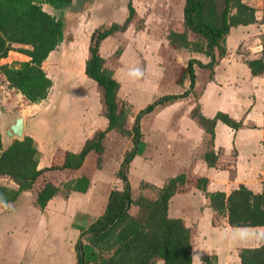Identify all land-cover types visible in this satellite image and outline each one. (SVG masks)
<instances>
[{
    "label": "crops",
    "instance_id": "crops-1",
    "mask_svg": "<svg viewBox=\"0 0 264 264\" xmlns=\"http://www.w3.org/2000/svg\"><path fill=\"white\" fill-rule=\"evenodd\" d=\"M244 2L257 10V22L231 30L226 42L227 54L223 59L216 54L217 61L213 67H207L212 63L207 54L186 49L175 50L174 55L181 57L179 62L183 67H187L192 60L206 66L194 64L197 77L194 86L190 79L185 80L182 85L166 81L165 56L161 60L163 64L160 65L158 61L157 66L166 82H161L160 86H150L145 79L139 78L141 81H136L134 78L143 76L141 73L146 72V60L138 54L129 55L126 52L123 55L122 68L117 73L130 77L131 80H121L116 75L115 78L122 84L119 94L124 92L131 95L135 91V100L129 99V103L133 105L130 116L135 112L139 114L141 110L166 96L181 97L157 106L152 113L141 119V138L135 147L136 155L127 168L134 202L140 197L155 199L158 191L164 188L168 181L190 173L209 179L207 193L229 194L244 185L254 194H263L264 186L259 177L264 174V78L253 76L247 61L260 58L264 52V3L263 0ZM101 3L96 2L94 7L85 6V11L80 12H86L85 15L81 14L84 17L88 15L92 23L99 20L98 15H94L96 11L109 10L114 14V19L101 22H105L101 26L108 27L113 23L126 22L130 4L136 10V16L127 31L110 37L105 41L107 43L110 40L116 41L118 38L114 37L121 34L130 35L136 32L135 36H131L136 44H149L151 40L153 44H163L164 39L170 44V30L180 29L184 25L185 0H109L105 2V7ZM75 6L77 0H74L73 7ZM151 13L155 16L149 20L157 24V29L151 27V30H156L158 36H150L148 30V14ZM140 21L143 23L142 27L137 28ZM91 29L95 31V27ZM159 31L166 33V36L161 37ZM190 39L195 40L191 33ZM126 41L133 44L130 40ZM85 48L87 49V46ZM101 48V55L106 58L108 51L105 52L104 45ZM9 57L10 55L0 62L3 65H11L13 59ZM16 58L21 63L30 60L25 55ZM87 60L83 63L82 71L85 78H88ZM75 74L76 72L72 76L77 78ZM0 77L9 91L4 92L13 95L6 103L5 97L2 100V105L8 108L0 117L3 147L8 149L17 139L10 138L8 134L21 114L24 119L21 140L26 136L34 139L39 151V170L52 167L59 149L79 154L88 140L94 139L109 127L102 93L95 88L93 82H87L82 75V81L87 82L83 91L96 99L95 106L81 107L78 103L79 106L65 116L71 97L61 93L54 81L47 100L34 105L38 107L46 104L43 118L38 119L34 116L39 110H34L33 106L28 107L29 112H18L16 103L18 105L22 95L9 88V83L1 73ZM131 81L136 87L132 92H127L125 82L129 84ZM58 97L62 101L55 103ZM195 111H199L207 120H214L221 113L242 124L239 130H234L221 121H218L215 127L216 153L223 157L237 155L234 172L209 167L205 155L209 149L210 136L195 118ZM115 133L118 134L117 131L107 134L102 155L91 152L79 170L45 171L32 190L17 194L19 186L9 176L0 175V264H78L76 247L83 239V231L105 213L112 191L125 190L126 184L119 177L120 160L116 155L114 159H110L109 141L115 137ZM115 146L112 147L116 152L119 147ZM99 158L103 160L101 168L94 169L93 160L96 159L98 164ZM83 176L89 177L91 181L86 193L65 191L63 186L66 183ZM49 182L60 188V192L42 209L38 204V193ZM143 184L149 185L151 189L143 188ZM129 209L132 216H139V207L133 204ZM169 216L182 220L188 228L195 231L193 264H204V259L212 256H217V264H241V250L264 245V227L213 226L215 212L211 208L210 200L205 192L197 189L175 195L170 201ZM84 243L87 261L89 264H97L99 252L87 241L84 240ZM155 264L165 262L157 260Z\"/></svg>",
    "mask_w": 264,
    "mask_h": 264
},
{
    "label": "trees",
    "instance_id": "trees-1",
    "mask_svg": "<svg viewBox=\"0 0 264 264\" xmlns=\"http://www.w3.org/2000/svg\"><path fill=\"white\" fill-rule=\"evenodd\" d=\"M184 25L172 29L169 34L171 47L176 50L186 49L207 54L213 67L218 56L223 59L227 54V37L234 28L254 25L257 22V10L244 0H185ZM264 3V0H263ZM48 5L55 11L65 12L74 8V0H0V60L11 52H19L30 60L14 66L3 65L1 74L9 83V88L22 95L24 106L39 105L49 97L54 86L53 79L44 69L49 60L65 40L64 16L56 17L44 9ZM129 17L124 24L113 23L109 27L97 29L91 36L90 59L86 63V75L103 89V105L109 127L88 140L79 154L59 149L55 154L52 167L39 170V151L33 138L26 136L14 140L8 149H4L0 131V175L9 176L18 186L19 193L32 190L38 178L45 171L79 170L91 152L102 155L105 151L103 142L111 131L130 135L127 120L130 111L122 104L119 93L121 84L115 78L113 70L106 68V60L101 56V45L110 37L127 31L136 16V10L129 5ZM264 26V4H263ZM190 33L195 40L190 39ZM264 43V33L262 37ZM18 47V48H17ZM121 53V52H120ZM120 53L117 52L119 55ZM174 70L167 73L175 84L182 85L190 79L196 83L194 64L206 67L192 60L187 67L172 63ZM255 77L264 78V52L256 60L247 61ZM180 96H166L142 110L135 122V144L141 138L140 120L152 113L159 105L180 99ZM195 118L210 136L209 149L205 160L209 167L236 170L237 155L223 157L215 151V127L218 121L234 130L242 127L228 115L219 113L214 120H207L195 111ZM135 150L125 160L130 164L135 157ZM102 158L98 159L99 167ZM127 171V170H126ZM126 171L119 177L125 182L124 191H112L105 213L87 230L82 238L99 252L97 264H155L163 260L165 264H193V242L195 231L188 228L180 219L169 216L171 199L177 194H186L193 189L206 193L211 208L215 212L213 226L232 228L264 227V192L254 194L244 185L227 194L223 192L207 193L209 179L193 173L183 174L167 182L151 199L140 197L132 199L131 187ZM264 186V174L260 175ZM91 181L87 176L66 183L63 188L67 193H86ZM143 188L151 187L143 184ZM60 192V188L47 183L38 193V204L45 209L48 203ZM136 205L139 216H132L127 207ZM84 240L76 247L78 264H89L85 253ZM241 264H264V245L240 252ZM217 256L206 257L204 264H217Z\"/></svg>",
    "mask_w": 264,
    "mask_h": 264
},
{
    "label": "rangeland",
    "instance_id": "rangeland-1",
    "mask_svg": "<svg viewBox=\"0 0 264 264\" xmlns=\"http://www.w3.org/2000/svg\"><path fill=\"white\" fill-rule=\"evenodd\" d=\"M98 1H99V3L102 2L101 5H103L105 7V5H106L105 2H108L109 0H96L95 2H94V0H77V6L69 9L71 12L69 10H67L68 13H66V11L64 13H61L59 11L53 10L51 7H48V5H44V9L46 11L55 15L56 17L64 16L63 19L65 21V34H66L65 40L58 47V49L54 53H52V56L50 55V57H49L50 59L47 60V62L44 64V69L46 70L48 75L53 79V81H55L57 83V86L60 89V92L61 93L63 92L64 95L68 94L71 97V99L69 100L70 105L67 106V109L65 111L66 112L65 116L68 114H71L73 111V108H77L79 106L78 103H80L81 107L85 106V107H91V108H93L95 106V103H96V99L92 98V96H89V94H85V92L83 91L87 85V82H91V83L93 82L89 78H85V76L83 74L84 72H82V71H84L83 70V63L87 60V55H89V59L91 56L90 50H89L90 49L89 46L91 45L90 34H91V32H92V34L94 33L91 28L95 27V29H94L95 31L97 29L103 28V26H101V25H103L105 22L103 24H101V22L111 20V18L114 19V14L112 12H109V10L107 12L103 9H99L98 11H96L94 13V15L95 14L98 15L99 20H94L91 23L88 19V15H86V17L83 16V15H85L86 12H80V11H85L84 10L85 6L86 7H90V6L94 7L95 3ZM87 4H88V6H87ZM92 15H93V13H92ZM148 15H149L148 20L150 17L155 16L154 13H151ZM153 22H155V21H153L151 19L149 20L150 29H148V30L150 31V36H158L155 32L156 30L155 31L151 30V27H154L155 29H157V24L153 23ZM142 24L143 23L140 21L137 25V28L142 27L141 26ZM170 24L171 23L169 22V25ZM99 26H101V27H99ZM166 31H167V28H165L164 32H166ZM135 34H136V32H134V34H130V35H129V33L128 34H121L118 37H114V38H118V39H116V41L110 40L108 43L104 41L106 44L103 42L104 44H102V45H104L105 52L108 51V53H106V55H105L106 58H104L106 60V63H105L106 68L113 70L114 74L116 76H118L117 78H119L121 80L123 78L124 80L129 81V80H131L130 77L122 76V75H120L121 73H117L118 70H120L122 68L121 59L123 58V55L126 54V52H128L129 55L135 54L137 56V54H138L140 56L142 55L144 60H146V64L144 63V66L146 67V72L143 71V73H141V71H140L141 75L144 76V74H145V76L144 77L140 76V77L134 78V80L141 81L140 79H145V81L148 82L150 84V86H152V85L160 86L161 82L164 83L167 80H168V82L170 81L171 83L174 84L173 78L167 76L168 75L167 73L170 74L174 70V65L172 64L173 62H176L178 65L181 64L179 62L181 57L174 55L176 53L175 52L176 49H173L171 47V44L166 43L165 39L162 42L163 44H160L157 42L155 44H153L152 40L150 41L149 44H142V45L136 44L134 39L132 40V37H131V36H135ZM159 34L161 37L166 36V33H162L160 31H159ZM126 40L132 41L133 44H131V42L128 43ZM86 46H87V49L85 48ZM100 51L102 53V48ZM117 52L118 53L121 52V53L118 55ZM14 53H18V55L14 54ZM216 54L218 56V51H216ZM9 55H10L9 58H12L13 62L11 65L10 64H5V65L14 66L16 64L21 63L20 61H17L18 59L16 57H19V55H23V54H20L19 52H11V54H9ZM101 56H103V55H101ZM163 56L166 57V62L164 63L166 81L161 76V74H160L161 70L157 66L158 61H160V65L163 64V62L161 61ZM1 66H3L2 62H0V67ZM180 66H182V65H180ZM161 67L163 68V66H161ZM139 69H141V67H139ZM71 70H73V71H71ZM74 72H76V74L78 76L77 78L72 76ZM147 73H148V76H147ZM81 75L84 77V79L87 82L82 81ZM133 81H131V83H129V84L127 82H125V89L127 90V92H132L133 89H135L136 84H134ZM92 84H95V86H96L95 88L98 89V91H100L102 93V98H103V89L100 88L97 85V83H95V82H93ZM139 85H141V84L139 83ZM121 86H122V84H121ZM5 90H7L5 88V81H3L2 78L0 77V95H1L0 96V117L3 116L6 112V109H8L2 105V100L5 97L4 103H6L9 100V98L13 97V95L7 94V93H9L8 90H7V93H5L4 92ZM140 94H142V93H140ZM129 95L130 94L123 92L122 95L119 94V99H120V106L122 104L126 105L125 107L130 111V115H131V109L133 108V105H131L129 103L130 102L129 99L135 100V91L130 96ZM20 99H21V101L20 100L18 101V105L16 103V106H17L16 109L18 110V112L19 111L29 112V110H28L29 106H24L22 104L23 98L20 97ZM58 100H60V97H58L55 100V103L58 102ZM61 101L62 100H60V102ZM33 108H34V110H39L38 112H36L34 118H36V117H37V119L43 118L44 112L46 111V109H45L46 104L44 103L43 105L38 106V107L33 106ZM140 112H139V114H140ZM105 113H106V111H105ZM137 114L138 113L135 112V113H132V116L129 115V117H128L127 129L129 131L130 135H123L120 132H117L118 134L115 133L114 134L115 137H112L109 141L110 147H111L110 148L111 149L110 150V157H111L110 159H114V157L116 155L117 159L120 160V163H121L119 166L120 172L123 170L124 171L127 170L129 164L127 163V165L124 167L125 160L128 157V155H130L132 153V151L135 150V147L137 145V143L135 144V131H134L135 122L139 116V114L138 115ZM19 116H22V115L19 114ZM140 122H141V120H140ZM115 145L116 146L118 145V147H119V149L116 152L114 151V149L112 147ZM93 161H94V166H93L94 169L101 168V166L99 167V165L96 164V159H94ZM82 240H84V239H82Z\"/></svg>",
    "mask_w": 264,
    "mask_h": 264
},
{
    "label": "water",
    "instance_id": "water-1",
    "mask_svg": "<svg viewBox=\"0 0 264 264\" xmlns=\"http://www.w3.org/2000/svg\"><path fill=\"white\" fill-rule=\"evenodd\" d=\"M12 131L9 132L8 136L10 138H17L18 140H21L23 136L24 131V119L22 116L18 117L16 122L11 126ZM127 165V163L124 164V167ZM124 171V170H123ZM130 206L127 207V210H129Z\"/></svg>",
    "mask_w": 264,
    "mask_h": 264
}]
</instances>
